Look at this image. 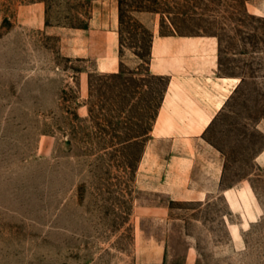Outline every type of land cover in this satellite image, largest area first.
Returning <instances> with one entry per match:
<instances>
[{
  "label": "rangeland",
  "instance_id": "1",
  "mask_svg": "<svg viewBox=\"0 0 264 264\" xmlns=\"http://www.w3.org/2000/svg\"><path fill=\"white\" fill-rule=\"evenodd\" d=\"M94 11L116 15V72L73 54ZM172 29L215 37L218 73L239 78L205 133L235 205L136 182L166 81L150 42ZM139 203L169 211L139 220ZM0 264H264V0H0Z\"/></svg>",
  "mask_w": 264,
  "mask_h": 264
},
{
  "label": "crops",
  "instance_id": "2",
  "mask_svg": "<svg viewBox=\"0 0 264 264\" xmlns=\"http://www.w3.org/2000/svg\"><path fill=\"white\" fill-rule=\"evenodd\" d=\"M83 38L73 54L93 60L97 71L119 69L117 18L94 11ZM147 72L165 78V85L145 134L137 165L139 188L163 193L172 200L205 201L210 193L222 194L230 206L235 198L230 188L221 187L220 149L205 137L239 83L236 75L218 73V43L213 36L154 32L147 60ZM79 87L87 91L88 70L79 71ZM143 138V136H141ZM169 208L163 203L135 205L141 216L162 217ZM137 259L141 262V226L136 228ZM139 245V246H138ZM153 261H159L163 249ZM187 261L193 259L192 251Z\"/></svg>",
  "mask_w": 264,
  "mask_h": 264
}]
</instances>
